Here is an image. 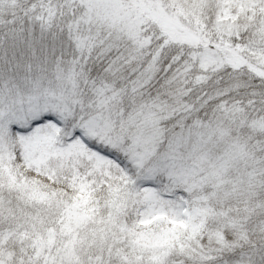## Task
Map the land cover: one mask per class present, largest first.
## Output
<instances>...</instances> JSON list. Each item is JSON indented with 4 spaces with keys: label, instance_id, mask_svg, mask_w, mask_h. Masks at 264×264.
I'll return each instance as SVG.
<instances>
[{
    "label": "snow or ice",
    "instance_id": "obj_1",
    "mask_svg": "<svg viewBox=\"0 0 264 264\" xmlns=\"http://www.w3.org/2000/svg\"><path fill=\"white\" fill-rule=\"evenodd\" d=\"M0 264H264V0H0Z\"/></svg>",
    "mask_w": 264,
    "mask_h": 264
}]
</instances>
